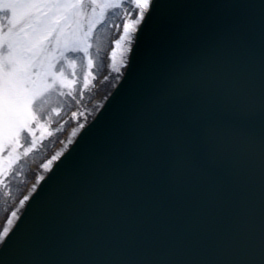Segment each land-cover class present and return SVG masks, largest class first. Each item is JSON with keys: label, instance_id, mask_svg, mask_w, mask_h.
Listing matches in <instances>:
<instances>
[{"label": "snow or ice", "instance_id": "1", "mask_svg": "<svg viewBox=\"0 0 264 264\" xmlns=\"http://www.w3.org/2000/svg\"><path fill=\"white\" fill-rule=\"evenodd\" d=\"M108 25L116 87L79 122ZM62 113L82 135L16 201L0 264H264V0H0L6 195Z\"/></svg>", "mask_w": 264, "mask_h": 264}, {"label": "rangeland", "instance_id": "2", "mask_svg": "<svg viewBox=\"0 0 264 264\" xmlns=\"http://www.w3.org/2000/svg\"><path fill=\"white\" fill-rule=\"evenodd\" d=\"M110 29H111V25H108L107 27H106V29H105V32H104V41H103V45L101 46V51H100V53H99V56H98V59H97V61H98V68H95L94 69V73H95V75L97 76L98 75V73H99V68H101V66H102V63H101V59H102V55H103V52H104V50H105V48L107 47V45H108V35H109V31H110ZM118 64H117V66H119V56H118ZM116 74V76L118 75L115 71H114V74L111 76V77H113L114 75ZM116 76H114V77H116ZM109 80H111V79H108V81L107 82H109ZM114 80L115 79H113V80H111V81H113L114 82ZM92 85H93V83L90 85V87H89V89L88 90H86V91H88V95H85V97L83 98V104L82 105H79L77 102H76V105L78 106V110L80 111V113H81V117H80V121L79 122H85V112L83 111V110H85V108H87V106H86V103H88V101H89V99H90V97L92 96V94L90 93V91H91V87H92ZM82 92H85V90H83L82 88L80 89ZM71 105H67V106H65V112L69 109V107H70ZM96 108L97 107H95V108H93V109H89V111L87 112V122H88V120L90 119V116L95 112V110H96ZM83 109V110H82ZM88 113H90L89 115H88ZM62 115H64L63 113H62ZM75 123L77 124V120H75ZM59 133V131H55V130H53V135L52 136H50V137H46L45 138V140L43 141V143H42V145L40 146V148L38 149V151H36V152H34L30 157H27L26 159H27V163L24 165V167H23V173H25L26 172V170H27V165L28 164H32V163H35V160H37V159H40V158H42L43 157V155H44V153L46 152V151H48V148L50 147V145H52V143H53V141L56 139V136H57V134ZM37 164H38V162H37ZM40 170H42V172H41V174H46V172L44 171V169H43V167H42V165H41V168H40ZM18 174V173H17ZM17 177V175L14 177V179ZM21 178L22 179H24V174L23 175H21ZM22 179L18 182V181H15L14 182V185L17 187V188H19L20 187V185L22 184ZM6 197H9V195H6L5 194V192H4V189L2 188V187H0V201H2V202H4L5 201V203L7 204V199H6ZM16 197L14 196L12 199L14 200ZM14 202H15V200H14ZM19 207V206H18ZM17 207V208H18ZM10 218H11V216H10ZM5 227H8V225H7V223L1 228V230H3Z\"/></svg>", "mask_w": 264, "mask_h": 264}, {"label": "bare ground", "instance_id": "3", "mask_svg": "<svg viewBox=\"0 0 264 264\" xmlns=\"http://www.w3.org/2000/svg\"><path fill=\"white\" fill-rule=\"evenodd\" d=\"M104 32H105V30L100 34L101 35V38H102V44H101V46L103 45V41H104ZM110 32L111 31H109V35H110ZM98 61H97V65H96V68L98 67ZM110 89H111V84H109V85H105V90L108 92V91H110ZM86 93V92H85ZM84 93V94H85ZM80 103H82V101H79ZM84 112H88L89 110L88 109H85V110H83ZM42 164V163H41ZM39 167H40V165H39ZM41 170L38 168V171H37V173L36 174H41ZM16 180L13 178L12 179V183H11V188H12V194L11 195H14L15 193H16V187H14V182H15ZM11 202L9 201V204H10ZM16 207V206H15ZM15 207H13V208H15Z\"/></svg>", "mask_w": 264, "mask_h": 264}, {"label": "water", "instance_id": "4", "mask_svg": "<svg viewBox=\"0 0 264 264\" xmlns=\"http://www.w3.org/2000/svg\"><path fill=\"white\" fill-rule=\"evenodd\" d=\"M110 114V113H109ZM108 118H110V115L108 116Z\"/></svg>", "mask_w": 264, "mask_h": 264}]
</instances>
